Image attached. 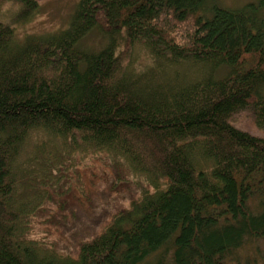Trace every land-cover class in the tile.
Here are the masks:
<instances>
[{
  "label": "trees",
  "instance_id": "1",
  "mask_svg": "<svg viewBox=\"0 0 264 264\" xmlns=\"http://www.w3.org/2000/svg\"><path fill=\"white\" fill-rule=\"evenodd\" d=\"M37 11L0 0V264H259L264 0H78L65 28L19 40ZM92 32L102 47L81 49ZM101 153L152 191L74 254L31 238L45 177Z\"/></svg>",
  "mask_w": 264,
  "mask_h": 264
},
{
  "label": "rangeland",
  "instance_id": "2",
  "mask_svg": "<svg viewBox=\"0 0 264 264\" xmlns=\"http://www.w3.org/2000/svg\"><path fill=\"white\" fill-rule=\"evenodd\" d=\"M37 13L15 26L19 40L27 36H46L65 28L78 0H36ZM224 6L238 7L253 0H220ZM6 5L4 11H14ZM12 11V12H13ZM97 32L85 37L79 47L94 51L102 47ZM248 121V120H247ZM241 120L243 127L255 131ZM39 183V180L36 181ZM47 196L31 220L30 237L54 244L58 251L74 254L80 242L101 231L110 215L127 208L144 190L152 191L149 179L133 173L125 162L106 153L76 157L45 177L39 188ZM256 248L259 250L256 251ZM249 256L264 260V243L245 248ZM143 264H149L147 261Z\"/></svg>",
  "mask_w": 264,
  "mask_h": 264
}]
</instances>
